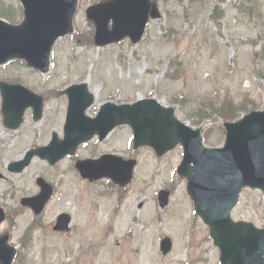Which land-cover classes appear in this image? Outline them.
<instances>
[{
	"label": "rangeland",
	"instance_id": "374dc122",
	"mask_svg": "<svg viewBox=\"0 0 264 264\" xmlns=\"http://www.w3.org/2000/svg\"><path fill=\"white\" fill-rule=\"evenodd\" d=\"M3 1L19 6L18 0ZM95 1L81 0L75 19L78 34L90 29L86 10ZM152 2L161 16L149 22L138 45L126 40L87 50L69 37L55 47L47 79L24 66L8 65L0 70V80L15 79L39 95L86 81L96 95L93 111L108 99L133 103L154 98L176 109L178 118L191 127L199 119L204 132L212 128L206 145L222 146V121L204 117L211 104L226 95L236 102L257 100L264 108V0L246 4L240 0ZM217 6L221 15L213 20ZM45 105L41 122L35 123L30 113L23 128L14 133L4 129L0 104V174L4 177L0 179V206L9 214L0 225V234L10 231L13 242L20 245L30 232L35 219L32 212L16 207L22 197L38 190V176L57 188L38 223L40 228L26 237L28 247L17 264H220L209 229L195 215L187 183L177 176L181 148L162 159L147 149L133 154L125 143L128 134L117 131L109 147L139 162L135 181L120 200L116 190L104 183L87 186L78 181L69 161L51 168L37 159L22 174H10L9 164L21 159L32 144L42 145L53 131L62 130V100ZM96 148V144L90 147L92 151ZM166 187L173 194L169 208L162 211L157 195ZM63 212L74 220L68 237L48 230ZM232 217L264 229V193L244 191ZM166 237L172 239L173 250L164 257L160 242Z\"/></svg>",
	"mask_w": 264,
	"mask_h": 264
},
{
	"label": "water",
	"instance_id": "95a60500",
	"mask_svg": "<svg viewBox=\"0 0 264 264\" xmlns=\"http://www.w3.org/2000/svg\"><path fill=\"white\" fill-rule=\"evenodd\" d=\"M24 12L20 25H12L0 19V68L12 60L26 62L31 69L48 74L52 49L56 42L75 33L74 17L79 0H19ZM150 0H116L88 10V18L97 27L95 38L98 46L109 45L130 37L138 43L145 32L151 8ZM152 18L159 17L156 6ZM113 21V30L109 23ZM4 98L6 123L18 128L28 107L35 114L42 111V99L18 86L0 84ZM86 85L73 95L65 139L56 136L48 148L29 152L26 160L12 164L11 170L21 172L36 156L51 165L66 155H74L77 148L95 134L105 137L118 125L129 124L135 131V147L150 146L161 157L179 144L184 148V160L178 173L188 179V193L195 203V211L210 228L211 237L220 250V264H264V230L251 223L235 222L231 213L243 188L252 187L264 191V112L252 113L237 124H226L227 141L223 149H207L202 144L201 131H193L175 118L173 109L163 108L154 100L141 101L134 106L103 107L100 119L90 120L84 109L93 103L86 94ZM69 92V91H67ZM88 100L81 106L82 98ZM111 110L115 111L112 112ZM110 121H102L103 118ZM110 127V128H108ZM135 161L118 157H104L99 161L77 164L83 177L91 179L111 178L116 184L128 185L133 179ZM40 196L25 199L22 204L40 215L53 195V189L43 180ZM169 193L161 192V207L168 205ZM0 209V224L5 221ZM71 218L61 215L56 223V232H69ZM169 238L161 242L164 255L172 251ZM17 248L11 244V236L0 237V264H13Z\"/></svg>",
	"mask_w": 264,
	"mask_h": 264
},
{
	"label": "trees",
	"instance_id": "16d2710c",
	"mask_svg": "<svg viewBox=\"0 0 264 264\" xmlns=\"http://www.w3.org/2000/svg\"><path fill=\"white\" fill-rule=\"evenodd\" d=\"M20 11L14 10L11 6L6 5L3 1H0V16L12 21L16 22L20 18ZM86 44L89 46L93 45V32L89 33L86 36ZM213 111L216 114L224 119L228 118L229 120H236L240 112H248L249 108L246 105H241L240 107H236L232 101L226 100L219 108V106L213 108ZM240 113V114H238Z\"/></svg>",
	"mask_w": 264,
	"mask_h": 264
},
{
	"label": "flooded vegetation",
	"instance_id": "af4514ba",
	"mask_svg": "<svg viewBox=\"0 0 264 264\" xmlns=\"http://www.w3.org/2000/svg\"><path fill=\"white\" fill-rule=\"evenodd\" d=\"M55 94H53L52 92H45V98L44 100L46 102L48 101H51V100H54L55 98H62L63 101H65L67 103V106H68V97L66 95H63L62 97H60V92H54ZM92 111H93V107H91L89 109V114L92 115ZM90 115V116H91ZM94 116V115H93ZM20 130V129H19ZM18 130V131H19ZM12 132V131H11ZM17 132V131H15ZM111 137H112V134L109 136V138L105 141H101L100 138L96 137L94 140V142H92L90 145H87L85 146L82 151L84 152L85 154V158H96V157H99V156H102L104 154H111V153H116L115 152V148H110L109 147V144H110V140H111ZM50 141H45L42 145H38V146H34V145H31L32 148H38V147H42V146H45L49 143ZM96 144L97 145V148L94 149L92 151V149H90V147L92 145ZM108 185L111 186L110 183H107ZM122 192H125V191H122Z\"/></svg>",
	"mask_w": 264,
	"mask_h": 264
}]
</instances>
